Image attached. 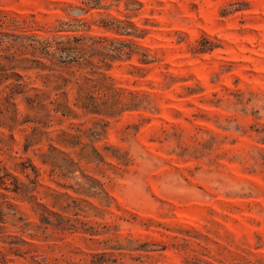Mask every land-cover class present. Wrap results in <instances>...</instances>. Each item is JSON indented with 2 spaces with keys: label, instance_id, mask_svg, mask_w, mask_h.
Returning <instances> with one entry per match:
<instances>
[{
  "label": "rangeland",
  "instance_id": "1",
  "mask_svg": "<svg viewBox=\"0 0 264 264\" xmlns=\"http://www.w3.org/2000/svg\"><path fill=\"white\" fill-rule=\"evenodd\" d=\"M0 264H264V0H0Z\"/></svg>",
  "mask_w": 264,
  "mask_h": 264
}]
</instances>
